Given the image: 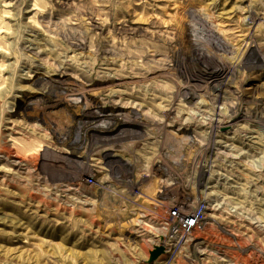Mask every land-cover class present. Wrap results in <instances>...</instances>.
<instances>
[{
    "label": "rangeland",
    "instance_id": "1",
    "mask_svg": "<svg viewBox=\"0 0 264 264\" xmlns=\"http://www.w3.org/2000/svg\"><path fill=\"white\" fill-rule=\"evenodd\" d=\"M0 264H264V0H0Z\"/></svg>",
    "mask_w": 264,
    "mask_h": 264
},
{
    "label": "built area",
    "instance_id": "2",
    "mask_svg": "<svg viewBox=\"0 0 264 264\" xmlns=\"http://www.w3.org/2000/svg\"><path fill=\"white\" fill-rule=\"evenodd\" d=\"M204 207H205V203L202 202L201 205L198 208V212H197L198 213V217H197L196 220H193V221L190 220L189 222H187V219L186 220H184V219H178L180 221L177 220L182 225H181V228H175V230H173V232L174 233L175 232H179L180 233V236L182 237V241H180L179 243H175L174 246H177V245L181 244V242H183V241L184 242L189 241V239H191V237H192V235L191 236L189 235L191 233V230L192 229H194L195 231H197V230L203 229L205 227V224H206V221H207V218L208 217H207V215H205V212L203 211L204 210ZM173 215H177V213L176 214H173ZM190 222L192 223V225L191 226H188L190 224ZM144 227H145V225H144ZM145 228H144V230H145ZM161 239L163 240L164 243H166L169 240L176 239V238H175V235L170 234L169 236H163ZM218 250H212V254L215 255V256L218 255V254L221 255V253ZM169 257H170V254L168 253L167 259Z\"/></svg>",
    "mask_w": 264,
    "mask_h": 264
},
{
    "label": "water",
    "instance_id": "3",
    "mask_svg": "<svg viewBox=\"0 0 264 264\" xmlns=\"http://www.w3.org/2000/svg\"><path fill=\"white\" fill-rule=\"evenodd\" d=\"M164 253V247L163 246H157L152 252L149 259L150 263L155 262L159 258L160 255Z\"/></svg>",
    "mask_w": 264,
    "mask_h": 264
},
{
    "label": "bare ground",
    "instance_id": "4",
    "mask_svg": "<svg viewBox=\"0 0 264 264\" xmlns=\"http://www.w3.org/2000/svg\"><path fill=\"white\" fill-rule=\"evenodd\" d=\"M212 118H213V117H212ZM205 209H206V207H204V210H203L204 212H205ZM197 212H198V211H197ZM197 212H196V214L192 215L193 217H192V216L189 217L188 220H187V222H189L190 220H192V221H193V220H196L197 217H198V213H197ZM181 225H182V224H181ZM191 225H192V223L190 222V224H189L188 226H191ZM191 228H192V227H191ZM191 231H193V229H192Z\"/></svg>",
    "mask_w": 264,
    "mask_h": 264
}]
</instances>
